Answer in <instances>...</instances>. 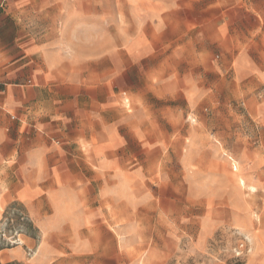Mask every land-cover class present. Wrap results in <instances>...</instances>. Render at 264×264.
Listing matches in <instances>:
<instances>
[{"label": "rangeland", "instance_id": "1", "mask_svg": "<svg viewBox=\"0 0 264 264\" xmlns=\"http://www.w3.org/2000/svg\"><path fill=\"white\" fill-rule=\"evenodd\" d=\"M176 1L170 16L188 29L172 37L161 16L123 0L86 9L95 25L84 30L65 107L25 111L19 137L8 132L21 154L39 143L38 131L92 166L100 143L110 169L69 179L84 187L86 251L51 256L55 239L34 219L52 208L6 196L35 176L18 173L26 156L0 155V264H264V0ZM36 118L42 131L29 128ZM59 239L67 251L76 244Z\"/></svg>", "mask_w": 264, "mask_h": 264}, {"label": "crops", "instance_id": "2", "mask_svg": "<svg viewBox=\"0 0 264 264\" xmlns=\"http://www.w3.org/2000/svg\"><path fill=\"white\" fill-rule=\"evenodd\" d=\"M127 9H139L140 12L157 14L168 28V37L181 29H188L186 23L173 15L181 7L176 0H123ZM190 3V0H188ZM95 0H0V155L17 156L22 149L18 140L11 139L8 132L18 135L29 116L25 111L58 110L65 107L69 95L70 70H77L84 62L82 48L85 41L84 30L93 29L95 18L85 16L86 9H117L116 0L112 6L93 5ZM180 4V5H179ZM194 11L192 5L185 9ZM185 30V31H186ZM164 35L158 34L157 43L164 44ZM94 57V56H93ZM58 94L61 100H57ZM12 111V112H10ZM38 118L29 128L39 129L45 125ZM33 123V122H32ZM83 131L95 135L94 126L84 124ZM40 127V128H38ZM19 137V135H18ZM49 133L34 134L36 143L24 154L26 164L21 165L18 173L35 175L18 179L12 191L7 192L10 200H18L24 205H44L51 207V216L35 217V226L41 235L54 238L53 247L48 246L51 256L72 254L79 259L86 250L80 243L81 232L85 228V211L83 185L74 182L73 173L84 174L85 171L105 172L110 169L106 159L98 152L100 143L95 145L94 163L90 165L81 153L64 148L68 141H62L59 149L49 142ZM104 142V141H103ZM107 152H112L103 143ZM6 146V148H5ZM68 156L80 161L74 163ZM16 171H12L16 174ZM71 191L66 198L65 189ZM74 205V216L59 217L58 209ZM38 212H40L38 210ZM33 220V219H31ZM76 223V224H75ZM71 235L76 244L70 251L60 246V236ZM45 249V247H43ZM43 250V249H42ZM38 254V255H37ZM43 251L35 256L41 261ZM81 259V258H80Z\"/></svg>", "mask_w": 264, "mask_h": 264}, {"label": "bare ground", "instance_id": "3", "mask_svg": "<svg viewBox=\"0 0 264 264\" xmlns=\"http://www.w3.org/2000/svg\"><path fill=\"white\" fill-rule=\"evenodd\" d=\"M253 189V188H252Z\"/></svg>", "mask_w": 264, "mask_h": 264}]
</instances>
